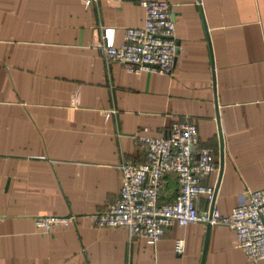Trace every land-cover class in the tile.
Here are the masks:
<instances>
[{"label": "crops", "instance_id": "obj_1", "mask_svg": "<svg viewBox=\"0 0 264 264\" xmlns=\"http://www.w3.org/2000/svg\"><path fill=\"white\" fill-rule=\"evenodd\" d=\"M141 1L0 0V264H264L225 225L175 223L152 245L83 217L114 202L121 161L143 158L136 137L179 120L217 164L204 180L214 201L200 195L199 212L229 215L264 187V0H164L170 76L129 73L99 49L103 27L119 45L124 28L143 25ZM177 192L167 174L160 202ZM71 214L48 234L34 224Z\"/></svg>", "mask_w": 264, "mask_h": 264}, {"label": "built area", "instance_id": "obj_2", "mask_svg": "<svg viewBox=\"0 0 264 264\" xmlns=\"http://www.w3.org/2000/svg\"><path fill=\"white\" fill-rule=\"evenodd\" d=\"M140 4L144 8V23L124 28L121 44H115V28L101 29V54L105 61L120 63L129 73L170 76L177 53L170 6L164 0H144ZM136 140L143 158L121 161V184L114 202L103 210L84 214V218L98 228H123L129 239L143 238L152 245L175 223L221 224L235 233L247 260L264 259V187L246 190L244 201L229 215L223 216L216 210L199 212L195 202L200 195L209 201L213 199L214 187L204 184V180L217 164L212 149L199 146L195 124L175 121L164 136H140ZM167 174L176 175L178 192L172 202L161 203ZM77 218L74 214L37 216L34 224L48 234L58 225L74 224ZM183 249V240H176L175 252L182 254Z\"/></svg>", "mask_w": 264, "mask_h": 264}, {"label": "water", "instance_id": "obj_3", "mask_svg": "<svg viewBox=\"0 0 264 264\" xmlns=\"http://www.w3.org/2000/svg\"><path fill=\"white\" fill-rule=\"evenodd\" d=\"M221 161H222V157H221ZM214 196H215V191H214V195H213V199L212 202L214 201ZM213 210V208H211L210 212Z\"/></svg>", "mask_w": 264, "mask_h": 264}]
</instances>
